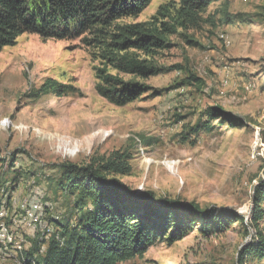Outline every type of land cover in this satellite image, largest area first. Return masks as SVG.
<instances>
[{
  "label": "rangeland",
  "instance_id": "374dc122",
  "mask_svg": "<svg viewBox=\"0 0 264 264\" xmlns=\"http://www.w3.org/2000/svg\"><path fill=\"white\" fill-rule=\"evenodd\" d=\"M178 1L152 0L137 19L123 22L147 21ZM187 25L153 55L163 70L141 80L149 89L123 106L97 93L99 55L82 38L24 33L0 51V186L12 185L16 202L7 197L6 205L17 214L15 222L7 219L0 264H26L36 233L23 198L44 205L42 219L54 230L50 220L68 219L73 208L55 183L58 165L81 166L116 152L131 157L130 173L117 175L129 188L204 210L227 208L247 221L264 183V0H213ZM190 71L205 85L174 89ZM48 80L63 88L33 96ZM212 106L230 119H209ZM39 187L44 197L33 194ZM181 220L187 228L180 239L160 238L143 256L119 264H239L240 250L252 241V230L234 216L228 228L208 233L198 216ZM259 227L264 235V218ZM244 264H264V257L248 256Z\"/></svg>",
  "mask_w": 264,
  "mask_h": 264
},
{
  "label": "trees",
  "instance_id": "16d2710c",
  "mask_svg": "<svg viewBox=\"0 0 264 264\" xmlns=\"http://www.w3.org/2000/svg\"><path fill=\"white\" fill-rule=\"evenodd\" d=\"M151 1L0 0V51L15 45L24 33L59 40L82 38L99 55L97 93L123 106L149 89L142 79L163 70L153 55L170 47L168 36L178 28H187V22L198 19L213 0H179L176 5L171 3V8L160 6L147 21L123 22L137 19ZM193 85L201 88L205 82L190 71L172 87ZM61 88L56 81L48 80L33 96L58 93ZM206 115L214 120L230 119L220 106L207 108ZM130 158L116 152L105 160L81 166L68 162L58 165L61 174L55 183L64 196L73 198L72 214L62 221L50 220L55 229L47 240L40 241L35 235L25 253L26 264H119L143 256L160 238L169 243L180 239L187 228L182 216H198L200 231L205 233L228 228L232 216L240 218L253 237L240 250L239 264H244L248 256L264 257V235L259 227L264 218L260 206L264 183L256 189L257 200L245 221L227 208L204 210L198 205L157 197L153 191L129 188L117 175L130 173ZM42 245L45 248L41 252Z\"/></svg>",
  "mask_w": 264,
  "mask_h": 264
},
{
  "label": "bare ground",
  "instance_id": "6f19581e",
  "mask_svg": "<svg viewBox=\"0 0 264 264\" xmlns=\"http://www.w3.org/2000/svg\"><path fill=\"white\" fill-rule=\"evenodd\" d=\"M10 187H12V185H9V183H5L3 186H0V192H1L0 195L2 196V198L0 200V214H5V215H1L0 242H2V243H6V240H5L6 235L5 234L9 233V230H10L9 229V227H10L9 223H7V219H9L8 217L12 215L13 216L12 219L14 222H15L16 217H17V214L13 215V213H9L10 207H9V205H6V202H7L6 198L7 197L10 199V205H14L16 202L15 196L10 195V192L12 190V189H10ZM8 198H7V200H8ZM30 201L31 200H29L28 198H23L19 203L21 205V207L23 208L26 216L29 215V208L27 206H28V203H30ZM33 202H34V204H37L39 209H41V212H42V210L44 211V205H42V203H37V201H33ZM27 225L29 226V230L31 229V226H36V218L27 217ZM47 225H50V224L47 221H45L44 219H42V214H41L40 218L37 221V228L38 229L34 230V232L39 235L40 241L42 239L46 240V232L45 231L47 230ZM53 231L54 230L52 229V227H50V236L52 235ZM20 243H23V237L20 238ZM20 245H22V244H20ZM41 247L43 248V245ZM11 248H13V247L11 246Z\"/></svg>",
  "mask_w": 264,
  "mask_h": 264
},
{
  "label": "built area",
  "instance_id": "2783aa9c",
  "mask_svg": "<svg viewBox=\"0 0 264 264\" xmlns=\"http://www.w3.org/2000/svg\"><path fill=\"white\" fill-rule=\"evenodd\" d=\"M2 178V171H0V179ZM33 194H39L40 196L44 197V191L42 187H39V189H34V193ZM9 200V199H8ZM29 208V215H27L26 217H33L36 218V226H31V229L29 231H34L37 228V221L40 218L41 214H46L45 212H41V209H39V207L37 206V204H34V202L30 201V203H28ZM1 215H5V214H0V226H1ZM10 224V221H9ZM50 225H47V230L46 232V240L48 239V237L50 236ZM1 236V235H0ZM45 245H43V248L41 249V252L44 250Z\"/></svg>",
  "mask_w": 264,
  "mask_h": 264
}]
</instances>
